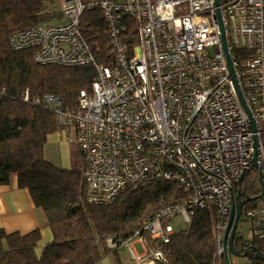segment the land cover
<instances>
[{
    "label": "built area",
    "instance_id": "obj_1",
    "mask_svg": "<svg viewBox=\"0 0 264 264\" xmlns=\"http://www.w3.org/2000/svg\"><path fill=\"white\" fill-rule=\"evenodd\" d=\"M60 3V19L13 31L9 45L31 50L42 65L95 66L90 89L81 90L73 106L55 93L26 89L21 96L54 112L56 134L79 146L87 201L111 205L128 189L160 181L186 193L123 242L135 264L143 257L132 249L134 239L143 243L146 257L166 263L163 245L177 233L173 222L181 217L187 229L200 209L213 216L214 264H228L229 218L238 185L252 168L261 174V202L243 207L241 217L251 228L256 258L254 243L264 247V0ZM86 10L100 11L105 22L110 51L104 62L97 61L83 35ZM234 48L249 54L234 60ZM119 241L108 238L109 248L117 249Z\"/></svg>",
    "mask_w": 264,
    "mask_h": 264
},
{
    "label": "trees",
    "instance_id": "obj_2",
    "mask_svg": "<svg viewBox=\"0 0 264 264\" xmlns=\"http://www.w3.org/2000/svg\"><path fill=\"white\" fill-rule=\"evenodd\" d=\"M60 18V0H0V184H8L12 174H17L19 187L29 189L53 233L52 241L39 255L41 229L26 234L0 230V264H98L116 250L109 248L108 238L122 244L143 227L146 219L186 196L179 185L160 181L128 189L111 205H93L86 199L82 168H60L45 158L48 138L57 131L56 115L25 103L23 92L55 93L65 105L73 106L80 91L90 89L96 68L38 64L31 50L11 49L9 36L15 30ZM81 28L97 61L104 62L110 44L101 12L86 10ZM248 54L245 48L233 49L234 60H243ZM262 191L261 174L252 168L239 183L237 193L243 198L258 197L245 204L250 208L261 199ZM249 242L237 232L234 247L240 253L248 251L253 264H263V245L254 243L260 254L253 258ZM163 246L167 262L159 264H214L212 214L197 210L190 226L177 231Z\"/></svg>",
    "mask_w": 264,
    "mask_h": 264
},
{
    "label": "crops",
    "instance_id": "obj_3",
    "mask_svg": "<svg viewBox=\"0 0 264 264\" xmlns=\"http://www.w3.org/2000/svg\"><path fill=\"white\" fill-rule=\"evenodd\" d=\"M35 229H41L42 232V239L37 247V253L40 255L45 245L52 241L53 233L47 225L45 212L36 207L28 188L19 187L18 175L14 173L8 184H0V230L6 233L26 234ZM137 245L141 246L142 252L137 250ZM131 246L135 254L143 257L139 264H159L145 256L146 250L139 239H134ZM98 264H135V259L129 246L122 243Z\"/></svg>",
    "mask_w": 264,
    "mask_h": 264
},
{
    "label": "rangeland",
    "instance_id": "obj_4",
    "mask_svg": "<svg viewBox=\"0 0 264 264\" xmlns=\"http://www.w3.org/2000/svg\"><path fill=\"white\" fill-rule=\"evenodd\" d=\"M56 8H59V3L58 5H56ZM44 156L48 161L60 168H82L83 174L85 176L86 162L79 146L77 144L67 142L64 137L59 136L58 133H54L49 136L48 141L45 145ZM258 202H261V199H259ZM246 208L247 205L244 206V211ZM173 223L176 231L178 232L186 229V226L183 223L181 217L177 218ZM237 232L246 240H253L251 228L249 224H247V222L245 221L244 216L241 217ZM137 250L139 252H142V248L140 245H137ZM229 257L231 260V264H253V261L248 257L234 255L232 253Z\"/></svg>",
    "mask_w": 264,
    "mask_h": 264
},
{
    "label": "water",
    "instance_id": "obj_5",
    "mask_svg": "<svg viewBox=\"0 0 264 264\" xmlns=\"http://www.w3.org/2000/svg\"><path fill=\"white\" fill-rule=\"evenodd\" d=\"M219 2H220V0H217L218 4H219ZM218 18H219L220 26L222 29L223 46H224L225 52L227 54V58H228L229 65L231 68V73L234 76L233 61H232V57H231L230 52H229L228 43H227V39H226V34H225V29H224V24L222 21V15H221L220 9H218ZM256 145H257V143H256ZM256 156L257 155L255 154V158H254L255 161H256ZM256 166H258V165H256ZM257 199H258V197L246 198V199L242 200L240 193H237V195L234 199V204H233L232 211L230 214L229 225H228L226 238H225L226 247H227V250L230 251V254L232 253L234 255L240 256V254L238 253V251L234 247V240H235V237L237 235L239 220H240L244 205L247 202L256 201ZM247 254H248V251H246V253L242 256L247 257ZM259 254H260V252H259ZM227 255H228V253H227ZM260 257L264 261V254H260ZM227 262H228V264H230V260H229L228 256H227Z\"/></svg>",
    "mask_w": 264,
    "mask_h": 264
},
{
    "label": "flooded vegetation",
    "instance_id": "obj_6",
    "mask_svg": "<svg viewBox=\"0 0 264 264\" xmlns=\"http://www.w3.org/2000/svg\"><path fill=\"white\" fill-rule=\"evenodd\" d=\"M241 199L244 200L246 198L241 197ZM238 253L240 254V256L244 255V253H240V252H238ZM263 264H264V261H263Z\"/></svg>",
    "mask_w": 264,
    "mask_h": 264
}]
</instances>
